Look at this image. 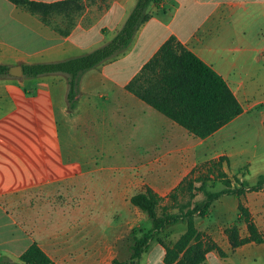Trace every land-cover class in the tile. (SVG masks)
<instances>
[{
    "label": "crops",
    "instance_id": "crops-1",
    "mask_svg": "<svg viewBox=\"0 0 264 264\" xmlns=\"http://www.w3.org/2000/svg\"><path fill=\"white\" fill-rule=\"evenodd\" d=\"M135 2L89 0L81 12L54 14L44 22L9 0H0V65L10 69L86 54L117 34ZM150 11L152 18L140 27L124 53L87 71L81 79L78 105L82 100L88 120L98 125L93 134L104 139V144L110 140L120 146L116 155L112 150L102 154L105 163L101 165L96 155L74 152L72 126L78 107L69 113L66 75L0 76V258L26 264L20 255L37 242L57 264L43 243L51 202L66 199L95 208L111 207V195L118 194L112 184L135 193L149 187L167 197L195 167L222 156L227 157L223 169L232 179L237 176L247 181L241 173L245 170L248 176L264 174V154L254 165L257 154L250 157V149L241 147L257 137L264 144V0H162ZM172 35L225 79L243 107L242 114L205 139L195 137L126 89ZM61 55L66 57L55 59ZM29 79L34 82L27 85ZM59 81L60 103L54 92V83ZM235 157L241 161L233 165ZM96 177L108 182L104 200ZM240 202L264 234V188L240 197L224 195L209 215L216 213L217 221L198 228L226 257L211 251L203 264H211L212 255L216 264H256L264 257V242L236 249L230 245L226 229L231 225L238 224L241 237L249 235L247 224L240 220ZM63 214L61 220L56 219L62 231L52 236L64 245ZM160 246H149L138 264H165V249ZM105 250L89 256L94 264L112 257L111 248Z\"/></svg>",
    "mask_w": 264,
    "mask_h": 264
},
{
    "label": "trees",
    "instance_id": "trees-1",
    "mask_svg": "<svg viewBox=\"0 0 264 264\" xmlns=\"http://www.w3.org/2000/svg\"><path fill=\"white\" fill-rule=\"evenodd\" d=\"M44 22L54 14L81 12L83 0L43 3L34 0H9ZM162 0H136L128 18L117 34L106 44L86 54L61 61L27 64L24 77L34 78L49 74H64L68 79L67 103L69 111L77 108L81 79L84 73L103 62L124 53L140 27L152 18L150 8L159 7ZM67 34V32H63ZM9 66L0 65V76L16 79L8 73ZM126 89L148 105L175 121L195 137L205 139L243 112V107L225 79L211 66L189 50L176 36H170L126 85ZM227 157L204 162L195 167L167 197L151 188L130 197V203L145 213L151 221L148 229L134 227L131 231L130 256L118 264H138L150 243L155 239L165 249V264H203L207 254L225 252L205 232L198 228L196 219L209 217L213 204L224 195L240 197L246 191L264 188V174L255 185L234 179L223 169ZM235 181V184H233ZM218 183L223 188L216 190ZM201 195V198H198ZM240 220L248 227L249 235L241 237L238 224L226 229L233 249L255 242L263 243L264 234L253 221L242 202L238 206ZM185 223L186 230L173 244H166L159 235L171 225ZM26 264H55L40 247L32 243L21 255ZM0 264H22L0 258Z\"/></svg>",
    "mask_w": 264,
    "mask_h": 264
},
{
    "label": "rangeland",
    "instance_id": "rangeland-1",
    "mask_svg": "<svg viewBox=\"0 0 264 264\" xmlns=\"http://www.w3.org/2000/svg\"><path fill=\"white\" fill-rule=\"evenodd\" d=\"M82 3L84 4L85 8V4L89 5V0H83ZM64 57L66 56H55V59H64ZM51 78L52 77H49V79ZM33 82L34 80L30 79L26 81L27 85H30ZM61 84L62 81L54 83V92L59 103L62 100L59 89ZM81 103L82 100L77 106V121L75 122L74 127L72 126L74 152L79 156L96 155L98 158L97 163L101 165L105 163V160H102L104 159L102 154H107L108 151L112 150L113 154L116 155L120 146L112 145L109 139H107L109 142L104 144V139L98 138L95 136V134H93V131H97L98 125L88 120V115H86L85 111L82 109L83 106H81ZM71 112L73 111H69L70 114ZM61 117L62 120L65 119L62 114ZM62 128L65 132V135H67V131L63 123ZM66 147H68V145H66ZM217 147L219 149L220 146L218 145ZM241 147L244 149H250V157H252L254 153L257 154V157L254 158L253 161L254 165H256L259 161V156L264 154V144L259 137L253 141L243 143ZM239 161H241V159L235 157L233 158L232 163L234 165ZM241 173L247 177V183L249 185H255L258 182L259 176L262 175L252 174L248 176V172H246V170L242 171ZM95 180L96 184H98L96 187L103 191L100 199L104 200L105 197L108 198V195L104 194L108 182L105 180V178L96 177ZM110 187L113 189L114 193L115 191L118 193L111 195L113 198L111 207L106 208L99 206L95 208L91 207L87 202L82 204H73L72 201L66 199L63 202H51L49 204V224L44 226L45 240L43 243L50 251L54 253V259L57 264H94V258L89 256L95 250L104 252L106 251L105 248L108 247L111 248L112 257L106 261L101 259V264H115V260L124 261L129 258V247L132 242L130 233L132 229L134 227L148 229L151 226V221L145 213L130 203V197L137 190H134L133 192L130 190L124 192L121 188H118L114 184H112ZM222 188L223 185L218 183L216 190H220ZM141 189H144V187ZM198 198H201V195ZM102 202L99 205L104 204ZM62 211H64L63 228L64 232H66V240L64 241V245L60 244L59 242H55L56 239L52 236V234L62 231V226L59 222H56V219H62ZM216 221V213H213L207 219H196L197 225L201 229H204L206 224ZM185 230L186 224L181 222L168 226L159 235V237L162 238L166 244L170 245L177 241L179 237L185 232ZM150 247H157L158 249L162 248L156 239L152 241ZM95 259L98 260L99 258L97 257ZM157 259L158 254L155 255L154 261H157ZM216 261L217 260L213 255L209 259L211 264H216ZM258 261L259 262L256 264H264V257ZM141 264H144V262L142 261Z\"/></svg>",
    "mask_w": 264,
    "mask_h": 264
},
{
    "label": "water",
    "instance_id": "water-1",
    "mask_svg": "<svg viewBox=\"0 0 264 264\" xmlns=\"http://www.w3.org/2000/svg\"><path fill=\"white\" fill-rule=\"evenodd\" d=\"M9 74L12 77L20 78L24 75V69L22 66H13L9 69Z\"/></svg>",
    "mask_w": 264,
    "mask_h": 264
}]
</instances>
